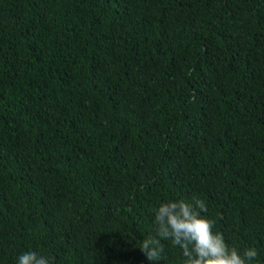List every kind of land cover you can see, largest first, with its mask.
<instances>
[{
	"label": "trees",
	"instance_id": "obj_1",
	"mask_svg": "<svg viewBox=\"0 0 264 264\" xmlns=\"http://www.w3.org/2000/svg\"><path fill=\"white\" fill-rule=\"evenodd\" d=\"M196 199L264 264V0H0V264H184Z\"/></svg>",
	"mask_w": 264,
	"mask_h": 264
},
{
	"label": "clouds",
	"instance_id": "obj_2",
	"mask_svg": "<svg viewBox=\"0 0 264 264\" xmlns=\"http://www.w3.org/2000/svg\"><path fill=\"white\" fill-rule=\"evenodd\" d=\"M201 212H207L203 200H184L162 203L155 213L158 238H144L140 249L149 261H159L164 252L161 240L178 247L184 264H252L258 257L255 248L241 252L230 247L222 233L215 231V221ZM54 257L36 251H26L17 257V264H54Z\"/></svg>",
	"mask_w": 264,
	"mask_h": 264
}]
</instances>
